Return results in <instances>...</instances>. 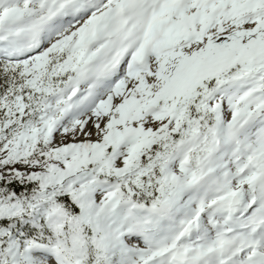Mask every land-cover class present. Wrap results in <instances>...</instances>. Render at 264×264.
Wrapping results in <instances>:
<instances>
[{
  "label": "snow or ice",
  "instance_id": "snow-or-ice-1",
  "mask_svg": "<svg viewBox=\"0 0 264 264\" xmlns=\"http://www.w3.org/2000/svg\"><path fill=\"white\" fill-rule=\"evenodd\" d=\"M0 264H264V0H0Z\"/></svg>",
  "mask_w": 264,
  "mask_h": 264
}]
</instances>
